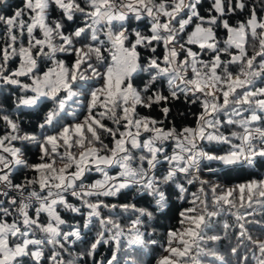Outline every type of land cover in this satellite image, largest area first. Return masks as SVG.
Returning <instances> with one entry per match:
<instances>
[{"label": "snow or ice", "instance_id": "snow-or-ice-1", "mask_svg": "<svg viewBox=\"0 0 264 264\" xmlns=\"http://www.w3.org/2000/svg\"><path fill=\"white\" fill-rule=\"evenodd\" d=\"M9 7L0 264H152L157 248L155 264H264V176L220 182L264 168V0ZM173 102L194 126L166 124ZM154 106L163 119L140 111ZM173 197L188 206L161 240Z\"/></svg>", "mask_w": 264, "mask_h": 264}, {"label": "trees", "instance_id": "trees-1", "mask_svg": "<svg viewBox=\"0 0 264 264\" xmlns=\"http://www.w3.org/2000/svg\"><path fill=\"white\" fill-rule=\"evenodd\" d=\"M9 4L11 7H9L5 14L10 15L12 11L20 6L21 0H9ZM207 6V5H205ZM56 13L53 12V16H55ZM237 18H234V20ZM0 100L3 101L4 107L8 109H12V101L10 98H8V94L5 93L3 96H0ZM163 106V105H162ZM171 108V111L169 113L168 121H166V124L168 126L175 125L177 129H180L185 126H194V117L189 114L188 107L183 103V102H173L168 105ZM30 110H25L26 114L22 117L23 119V127L26 130H35L37 123L39 122V117L36 115H30L27 114ZM143 114H149L153 116L154 118L157 119H163V114L160 112L159 107L154 106L153 109L149 112V110L146 109H141L140 110ZM192 111H195L193 108ZM30 158L31 160L35 161L36 160V154L30 153ZM207 177V173L205 174ZM262 176H264V168H261L257 170L256 172L249 173V172H241L237 174H228L227 177H221L220 182L223 184H227L228 186H232L238 183H243L251 179H259ZM215 179V177H213ZM195 191V188L192 189ZM128 200L127 196H122L120 197V202H126ZM187 204L182 203L179 200H176L173 197V203L168 211V213L164 216H161L158 218L156 222L157 226V232L156 235L159 239L163 240L164 234L166 233V230L169 227L176 226L177 225V220L179 216V212L182 210V208L187 207ZM68 218V217H66ZM94 233L89 234V238L93 236ZM87 247V242H85L83 245L78 246L76 248V251L79 252L82 250V248ZM108 249L107 247H102L99 249V253L97 255V259H101L103 256L108 255ZM161 255V249L157 248L152 257V264H155V259Z\"/></svg>", "mask_w": 264, "mask_h": 264}]
</instances>
